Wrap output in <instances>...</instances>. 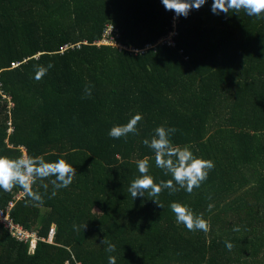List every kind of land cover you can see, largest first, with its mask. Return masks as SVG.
I'll return each mask as SVG.
<instances>
[{
	"label": "trees",
	"instance_id": "16d2710c",
	"mask_svg": "<svg viewBox=\"0 0 264 264\" xmlns=\"http://www.w3.org/2000/svg\"><path fill=\"white\" fill-rule=\"evenodd\" d=\"M212 2L180 17L166 46L161 0H0V155L62 158L77 172L52 199L49 184L42 205L0 190V210L37 238L30 251L0 222V264H264V16L215 15ZM105 25L121 48L97 45ZM49 63L35 80L34 66ZM137 113L138 135L109 137ZM161 125L215 164L192 194L162 192L163 208L128 192L138 159L157 183L170 178L142 143ZM172 202L210 231L177 224Z\"/></svg>",
	"mask_w": 264,
	"mask_h": 264
},
{
	"label": "clouds",
	"instance_id": "9594fccd",
	"mask_svg": "<svg viewBox=\"0 0 264 264\" xmlns=\"http://www.w3.org/2000/svg\"><path fill=\"white\" fill-rule=\"evenodd\" d=\"M206 0H161L166 11L174 13V19L185 17L196 9L198 10L205 4ZM244 11L248 16L257 18L264 16V0H213L211 11L215 15L221 13L229 14ZM53 67L49 63L47 66H34V79L39 81ZM93 85H86L82 99L91 98ZM142 115L137 113L133 115L127 123L113 126L108 135L113 139L126 138L129 134L138 135L137 125L142 120ZM177 132L175 127H165L163 125L154 129L152 137L143 139L142 143L149 147L154 153L155 166L163 171L169 179H162L158 183L155 178L149 174L150 162L145 157L136 161L139 175L132 180L128 188L131 198L145 197V194L151 197L152 201L163 208L159 201V196L165 190L172 195L181 189L188 194H192L194 189L200 188L207 180L209 172L214 169L215 164L210 159L196 156L188 145H177L172 142L171 137ZM77 175L76 169L65 159H58L54 162L47 161L43 156L20 155L9 157L0 155V190L11 192L14 188H20L26 198V203L34 202L42 205L44 195L48 192L51 185V194L48 199L57 195L58 190L67 188L73 182ZM54 177V179H53ZM48 181V183H44ZM40 183L45 192L42 194L34 189V185ZM211 199V196L208 197ZM213 205H209V211ZM170 209L174 214L177 224H182L187 230L196 232L210 231V223L203 218L202 214H196L186 204L172 202ZM74 229L79 228L74 225ZM86 227V223L82 228ZM233 231H241L240 226H234ZM101 244L106 245L105 251L115 252L116 246L107 239H103ZM225 247L231 251L234 245L225 241ZM108 264H116V257L109 255Z\"/></svg>",
	"mask_w": 264,
	"mask_h": 264
},
{
	"label": "built area",
	"instance_id": "2783aa9c",
	"mask_svg": "<svg viewBox=\"0 0 264 264\" xmlns=\"http://www.w3.org/2000/svg\"><path fill=\"white\" fill-rule=\"evenodd\" d=\"M179 18L174 19V13L171 12L170 14V23L172 27V32L168 35L162 38L158 41L160 44H165L166 46H174V41L172 38L176 35V28L177 24L179 23ZM118 37V32L116 29L112 28L110 25H105L101 32V39L97 42V45H103V46H115L118 48L119 45L116 43V38ZM136 52V50H133ZM11 67L14 68L15 64L12 63ZM22 195L15 196L14 199L18 200ZM12 207V203H10L7 206V209H10ZM0 222L9 229L11 234L15 236L19 240H28V245L30 251L34 249L35 243H36V236L33 233H28L24 231L21 227L13 223V220L9 217L8 214H5L3 211L0 210ZM51 235L52 232L49 233L48 238L46 239L47 243H50L51 241Z\"/></svg>",
	"mask_w": 264,
	"mask_h": 264
}]
</instances>
